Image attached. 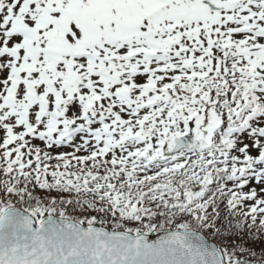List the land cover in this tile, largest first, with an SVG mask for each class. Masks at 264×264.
<instances>
[{"label": "snow or ice", "instance_id": "snow-or-ice-1", "mask_svg": "<svg viewBox=\"0 0 264 264\" xmlns=\"http://www.w3.org/2000/svg\"><path fill=\"white\" fill-rule=\"evenodd\" d=\"M0 264H264V0H0Z\"/></svg>", "mask_w": 264, "mask_h": 264}]
</instances>
